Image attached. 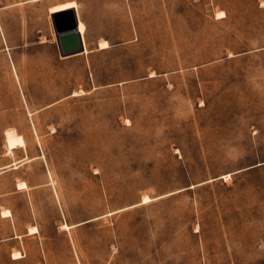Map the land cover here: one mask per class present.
I'll list each match as a JSON object with an SVG mask.
<instances>
[{
  "label": "rangeland",
  "instance_id": "obj_1",
  "mask_svg": "<svg viewBox=\"0 0 264 264\" xmlns=\"http://www.w3.org/2000/svg\"><path fill=\"white\" fill-rule=\"evenodd\" d=\"M63 1L0 0V264H264V0Z\"/></svg>",
  "mask_w": 264,
  "mask_h": 264
},
{
  "label": "water",
  "instance_id": "obj_2",
  "mask_svg": "<svg viewBox=\"0 0 264 264\" xmlns=\"http://www.w3.org/2000/svg\"><path fill=\"white\" fill-rule=\"evenodd\" d=\"M75 7H69L52 13L54 28L60 53L69 56L84 52L86 46L79 29V16Z\"/></svg>",
  "mask_w": 264,
  "mask_h": 264
},
{
  "label": "bare ground",
  "instance_id": "obj_3",
  "mask_svg": "<svg viewBox=\"0 0 264 264\" xmlns=\"http://www.w3.org/2000/svg\"><path fill=\"white\" fill-rule=\"evenodd\" d=\"M77 5H78V3L76 1H74V0L67 1V2H63V3L56 4L54 6H51L50 11L53 12V11L65 9V8H68V7H74V6H77ZM79 29H80L81 33H84L86 31V24H85L84 20H82V19H80ZM99 42H100V47L101 48H105V47H108L110 45V43H109V41L107 39H103L102 41H99ZM85 51L89 52L87 46H86V50ZM77 92L75 91V93H77ZM26 187H27V182L26 181H22V182L18 183V188H26ZM146 198L148 199V197H146ZM11 214H13V213H12L11 209H9V208H4L2 210V215L3 216H9ZM65 227L66 228H68V227L70 228V225L69 224H65ZM38 231H39V228L36 225H32L30 227V229H29V233H37ZM13 257L14 258L22 257V252L20 250H15L13 252Z\"/></svg>",
  "mask_w": 264,
  "mask_h": 264
},
{
  "label": "crops",
  "instance_id": "obj_4",
  "mask_svg": "<svg viewBox=\"0 0 264 264\" xmlns=\"http://www.w3.org/2000/svg\"><path fill=\"white\" fill-rule=\"evenodd\" d=\"M67 1H72V0H66V1H63V2H67ZM74 1H76V0H74ZM63 2H59V3H63ZM77 2V1H76ZM59 3H55V4H53V5H51V6H54V5H56V4H59ZM78 3V2H77ZM51 6L49 7V11H50V8H51ZM76 9H77V12H78V16H79V19H82L81 18V14H80V12H79V3H78V5L77 6H74ZM69 8V7H68ZM66 9V8H65ZM62 10V9H61ZM57 11H59V10H57ZM53 12H55V11H53ZM52 11H50V13H51V16H52V13H53ZM53 20V19H52ZM83 20V19H82ZM85 22V21H84ZM79 24H80V22H79ZM85 24H86V22H85ZM86 29H87V24H86ZM81 33V32H80ZM85 33V32H84ZM84 33H82V35H83V38H84V43H85V46H86V41H85V37H84ZM53 42L56 44V46L58 47V49H59V45H58V42H57V35H56V31H55V37H54V40H53ZM60 50V49H59ZM61 51V50H60ZM84 52H86V51H84ZM78 54V53H77ZM26 146V145H25ZM25 146H20V147H17V148H15L14 149V151H13V153L12 154H14L16 151H20L23 147H25ZM6 153L7 154H9L7 151H6ZM26 157H27V155L26 156H23V157H21L20 159H15V160H13L12 162H10V163H8V164H4V165H2V166H0V173H3V172H6V171H8V170H12V169H14V168H18L21 164H23L24 162H25V160H26ZM18 163V166H15V164H17ZM0 215H2V210H0ZM9 216H12V214L11 215H9ZM9 216H3L2 215V217H9ZM29 229H30V227H28V231H29ZM38 233V232H37ZM12 256H13V254H12ZM14 258V257H13ZM14 259H17V258H14Z\"/></svg>",
  "mask_w": 264,
  "mask_h": 264
}]
</instances>
